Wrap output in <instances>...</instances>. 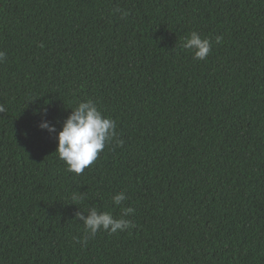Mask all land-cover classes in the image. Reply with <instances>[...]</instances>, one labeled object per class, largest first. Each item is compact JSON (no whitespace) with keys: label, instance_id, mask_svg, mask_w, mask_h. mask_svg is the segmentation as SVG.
Segmentation results:
<instances>
[{"label":"trees","instance_id":"1","mask_svg":"<svg viewBox=\"0 0 264 264\" xmlns=\"http://www.w3.org/2000/svg\"><path fill=\"white\" fill-rule=\"evenodd\" d=\"M0 51V264H264V0H0ZM87 99L124 143L77 175L38 125Z\"/></svg>","mask_w":264,"mask_h":264},{"label":"clouds","instance_id":"2","mask_svg":"<svg viewBox=\"0 0 264 264\" xmlns=\"http://www.w3.org/2000/svg\"><path fill=\"white\" fill-rule=\"evenodd\" d=\"M114 12L121 13V18H126L127 11L120 8ZM221 37H216L219 43ZM43 47V45H41ZM182 47L193 53L196 61L206 60L212 50V41L209 38H202L201 35L192 31L184 38ZM6 53L0 51V62L5 58ZM63 122L62 129L57 131L55 124L46 118H42L38 127L42 131H47L50 135L55 134L58 141L55 153L59 159L64 161L67 170L77 175L98 159L99 154L104 150L106 144L113 143L123 145V140L118 139L116 131L117 122L106 117L98 107L97 103L91 99L80 101ZM4 107L0 105V113L4 112ZM39 114V113H38ZM46 117V110L44 113ZM73 199H78L74 196ZM126 199L123 192L116 193L112 197L114 206H122ZM135 211L132 207H121V216L116 218L109 211H98L95 207H90L85 216L81 211L76 213V218L83 223V234L74 237V241L82 246H86L89 239L94 238L98 231H106L109 234L122 232L132 228L134 225L131 220L126 219Z\"/></svg>","mask_w":264,"mask_h":264}]
</instances>
